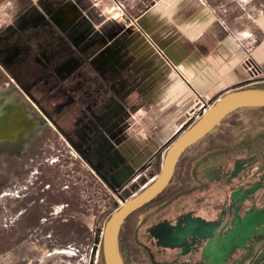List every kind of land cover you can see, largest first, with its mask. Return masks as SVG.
<instances>
[{"label":"crops","instance_id":"1","mask_svg":"<svg viewBox=\"0 0 264 264\" xmlns=\"http://www.w3.org/2000/svg\"><path fill=\"white\" fill-rule=\"evenodd\" d=\"M0 62L30 93L53 80L51 91L60 86L64 99L76 95L84 123L97 129L92 159L74 150L81 156L76 178L67 173V185L80 189L73 208L80 220L87 216L83 205L100 213L106 208L100 199L113 203L117 171L128 179L120 189L152 182L148 173L156 165L161 170L165 154L159 148L174 139L200 97L264 90V0H0ZM237 148L210 152L219 155L205 164L201 180L195 177V194L203 195L209 165L255 152ZM70 154L62 166L72 164Z\"/></svg>","mask_w":264,"mask_h":264},{"label":"rangeland","instance_id":"2","mask_svg":"<svg viewBox=\"0 0 264 264\" xmlns=\"http://www.w3.org/2000/svg\"><path fill=\"white\" fill-rule=\"evenodd\" d=\"M118 21L124 24L126 18L122 14H118ZM4 71L9 82H7L8 84L0 83V102L6 100L0 107V112L3 107L11 112L23 109L24 121L26 123L29 121L32 125L28 132L20 135L17 141L4 140L0 136V264H100V239L108 219L125 201L139 193L144 187H138L141 184L132 181L120 189V186L128 179H120V172L117 171L110 182L113 189L116 190L111 189L109 193L113 203L110 200L108 206L107 201L102 203V199H100V207L102 205L106 208L100 209V213H98L99 206L92 209L89 207L94 205L85 202L87 205H83V209L87 207L84 211L87 212V216H78L83 218L80 219L82 222L73 218L77 214L73 212V208L77 207L76 201L79 200L80 189L76 186L73 187L74 184L67 185L70 180L67 173L69 172L76 178L78 161L81 156L74 151L75 149L88 159H92L93 136L97 129L94 128L90 120L84 123L86 116L83 115V109L79 107L77 96L65 94L68 99H64L60 86L55 91H51L55 86V81L49 80L45 82V85L40 86L47 90L46 92H43L44 90L41 93L31 92V96L41 104L48 118L58 126L75 149L67 144L62 136L54 134L52 130H50L51 133H46L47 137L45 135L40 137V131L44 129L43 124L49 125L51 121L46 118L22 87L20 88L13 76L5 69ZM101 84H104L103 77ZM236 113L231 118L224 120L211 135L187 150L188 152L186 151L182 164L192 153L197 150L201 151L195 162L192 175L194 179L196 177L197 181L201 180L200 175L205 164L212 162L211 157L219 155V153H215L216 155L207 153V147L210 146L213 139L218 138L217 135L221 131L226 129H233L227 143L236 142L235 144H238L237 147L240 148L239 151L255 149L257 150L256 156L263 155L264 159V109H242ZM191 115L190 113L188 121L181 126L175 137L200 117V114L192 115V117ZM248 136H255V141L248 142L246 140ZM46 138L47 146H44L42 144ZM170 142L162 151H165ZM68 151L71 152L72 161L70 162L72 164L62 166L63 158L68 157ZM9 156H12V159ZM15 160L21 165L18 166V162L15 164ZM65 161L67 163L66 159ZM263 162L264 160H262ZM158 163L160 164L159 161ZM159 171L160 167L157 165L151 168L148 180L152 179L153 181ZM151 174H156L154 179L150 177ZM181 175L182 173L172 178L167 189L168 192H163L153 200L151 207L164 203L173 194L176 184L182 180ZM192 183L195 184V182ZM62 186H69L70 190L66 188L64 197L61 198L58 197V193L62 195ZM59 190L60 192H58ZM62 199L65 202L61 201ZM93 199L94 197H91L88 201ZM45 205V212L48 211V214L42 215L35 225L33 220L41 214V207ZM96 205L97 203H95ZM72 221L74 224L69 223H73ZM71 227L73 228L67 231ZM127 235L128 228L125 225L121 234L123 251ZM122 259L124 261L123 256ZM258 260L259 263H257ZM263 261L264 244L254 254L249 264H264Z\"/></svg>","mask_w":264,"mask_h":264},{"label":"flooded vegetation","instance_id":"3","mask_svg":"<svg viewBox=\"0 0 264 264\" xmlns=\"http://www.w3.org/2000/svg\"><path fill=\"white\" fill-rule=\"evenodd\" d=\"M0 69L3 72L6 69L3 63ZM23 91L40 109L41 104L31 93ZM5 101L0 102V107ZM43 114L62 134L63 140L75 149L45 111ZM6 116L12 115L7 113ZM43 126L44 131H40L39 136L47 137L51 127L45 123ZM232 132V128L221 131L207 147V153L237 151L236 142H226ZM45 142L47 138L42 144L47 146ZM187 152L181 157L173 176L182 173V180L176 184L173 194L158 206L147 204L126 220L127 241L124 251L121 249L124 264H249L264 244L263 155L257 157L254 152L230 163L216 161L209 165L203 195L197 196L192 168L201 151L192 153L182 164ZM240 154L243 156V152Z\"/></svg>","mask_w":264,"mask_h":264},{"label":"water","instance_id":"4","mask_svg":"<svg viewBox=\"0 0 264 264\" xmlns=\"http://www.w3.org/2000/svg\"><path fill=\"white\" fill-rule=\"evenodd\" d=\"M242 109H264V90L244 89L226 93L204 110L194 124L170 142L158 176L143 190L125 201L107 221L102 232L105 264H124L120 250V234L126 220L166 190L183 154L209 136L224 120Z\"/></svg>","mask_w":264,"mask_h":264},{"label":"bare ground","instance_id":"5","mask_svg":"<svg viewBox=\"0 0 264 264\" xmlns=\"http://www.w3.org/2000/svg\"><path fill=\"white\" fill-rule=\"evenodd\" d=\"M2 110V109H1ZM24 110L20 109L19 111H9L7 112L6 108L0 112V136L4 140L17 141L20 138V135L24 132H28L31 127V123L28 121L26 123L23 119ZM7 113L12 116L7 117Z\"/></svg>","mask_w":264,"mask_h":264},{"label":"trees","instance_id":"6","mask_svg":"<svg viewBox=\"0 0 264 264\" xmlns=\"http://www.w3.org/2000/svg\"><path fill=\"white\" fill-rule=\"evenodd\" d=\"M0 64H2L1 62H0ZM3 82H9L8 81V79H7V77H6V75H5V73L0 69V83H3ZM39 105V104H38ZM39 107H40V109H41V111H43L44 112V110L41 108V106L39 105ZM54 123V122H53ZM55 124V123H54ZM50 128V127H49ZM35 155H37V154H35ZM11 157V158H10ZM9 158L10 159H12V156H9ZM18 161H14V163L16 164ZM19 165H21V163H19L18 162V166ZM18 173H20L21 171H17ZM0 180H1V178H0ZM43 208H44V211H42L43 210ZM45 208H46V205L44 206V207H41V211H40V215H37L36 217V219L35 220H33V222H34V224L36 225L37 224V222H38V219L40 218V217H42V215H47L48 214V211L47 212H45ZM44 212V213H43ZM69 218V217H68ZM70 220H71V218H70ZM69 220V221H70ZM109 220V219H108ZM73 222V221H72ZM70 224H74V222L73 223H71V222H69ZM66 224H68V223H66ZM75 226V225H74ZM73 227H71V228H68L67 229V231H69L70 229H72ZM122 248H121V239H120V250H121ZM121 252H122V250H121ZM100 264H105L104 263V258H103V247H102V242H101V249H100Z\"/></svg>","mask_w":264,"mask_h":264},{"label":"built area","instance_id":"7","mask_svg":"<svg viewBox=\"0 0 264 264\" xmlns=\"http://www.w3.org/2000/svg\"><path fill=\"white\" fill-rule=\"evenodd\" d=\"M123 16V14H122ZM215 99L209 95L200 97L198 100V104L196 106V108L194 109V111H192V115L195 114H200L206 110L207 108H209L213 103H215Z\"/></svg>","mask_w":264,"mask_h":264}]
</instances>
